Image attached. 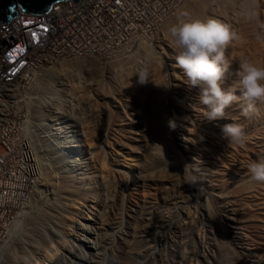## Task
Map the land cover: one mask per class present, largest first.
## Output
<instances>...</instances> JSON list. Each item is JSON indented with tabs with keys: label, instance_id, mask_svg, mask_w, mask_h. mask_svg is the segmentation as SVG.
Wrapping results in <instances>:
<instances>
[{
	"label": "bare ground",
	"instance_id": "1",
	"mask_svg": "<svg viewBox=\"0 0 264 264\" xmlns=\"http://www.w3.org/2000/svg\"><path fill=\"white\" fill-rule=\"evenodd\" d=\"M211 1L212 0H186L182 4L178 12L174 15V17H171L164 23L163 28H162V34L160 33L161 35L160 37H158L154 47H150L147 44L141 43L139 44L137 48L138 51L134 50V52L125 55L124 57L114 61L113 63L110 62V64H108L107 62L104 64L103 61L100 62V60L98 59L89 58L90 60L96 63L95 66L97 68V71L100 74H102V76L104 73L106 74L114 73L113 71H116L117 76L121 77V79L119 80L123 82L128 81V83L134 82L133 85L132 83L127 85L126 89L127 87L129 88L130 85L135 86V87L139 85L145 89V91L143 89L145 93H143L142 95V93L140 92L142 90L141 87H139L141 88V90L139 89L137 93L134 92L137 89L134 90V87L130 88L134 90L133 94H136V96L134 95L130 96L129 95L130 92L126 91L124 87L125 85L124 84H123L124 86L121 85L124 88L121 87L123 91L120 92L121 91L120 89V91L118 92V93H121L120 98H119L121 100L120 102H118V99H117V103L115 102L118 115L117 117L115 116L114 121L112 120L113 117L111 118L112 115H110V113H112L113 111L112 110L113 107H111L112 108L111 109L109 105L110 103L106 104V105H109L108 108L112 110V111L110 109L105 110L107 113L108 111H111L108 114L112 121L109 123V120L107 119L106 121L105 117H104L105 118L104 121L108 123L103 121L106 124H110L108 125V128H106L107 126L103 127L104 125L102 126L101 124V127H99V129L102 127L104 128V131H102L103 132L102 133L101 131L99 132L98 130H96V128L95 129L92 128L91 126L93 124L90 125V127H88L89 125L88 124V125H85L87 126L86 130L84 128L85 126L83 127L85 131L84 130L81 131L82 128L80 130L81 132L80 134L81 135L83 134L82 138L85 135L84 141L88 143L89 150L92 151V148H93L94 149V151H92L93 154L97 151L100 153V156L102 155L101 154L102 151L104 152L106 151V153H108L107 157L109 161H111V163L115 165V168L117 169L116 170L117 173H121L122 171L119 168L127 165L128 160H131L129 157H127V154L128 156L132 154L136 158L135 159L136 164L135 163L132 164L131 173L123 169L125 170V172L129 173L128 176L126 175L127 180L126 182L124 181L125 184H123L124 182L122 183L123 185L117 183L118 184L116 186L117 189L114 192H113V189H110L112 190L115 199L119 198L120 200V198H122L123 202H125V204L123 205L125 206L123 207L124 209L122 210L118 209L117 205H114V204H111L112 205L111 206L110 205L111 201H109V203L106 202L107 203L106 204L105 200L108 201L107 200L108 198H107L104 200V203H101L100 200H99L100 203L96 201V206L98 205V207H95V205L93 206L90 205L92 206L93 209L90 208L91 210L87 211L85 209L87 206H89L87 204L88 201H91V202H95V201H92L91 199H88V198H84L86 194L84 196L82 195L83 197L80 198L81 200L79 199V202L77 201L74 202L73 201L74 199L73 200L70 199L71 203H66V200L65 202L61 200L62 204H60V206L63 207V205H65L66 203L67 209H68L67 212H69L70 214L73 211L76 216L74 215L73 217L71 216L73 219L72 221L74 223L73 225H70V229L69 228L67 229L66 223L68 221L66 222V220L65 221L62 220L63 218L65 219V216L61 217L60 222H62V224L63 222H65L66 228H64L63 230L57 229V231L54 230L53 228L54 226H56L55 224H58L56 223L57 219L53 220L55 221L53 222L55 223L54 226L53 224H51L52 225L51 228H53V230L50 228L45 230L42 228L44 227V225L41 223V219L38 218L36 214L29 212L27 209L26 210L23 209L17 213L12 223L6 227L7 231L3 230V235L6 233L5 236H0V264H126L128 263L127 261H130L129 263L134 264L135 261H132L134 262L132 263L131 260H128L127 258L125 262L124 257H122L125 254H127L125 256H128V253L130 252L132 253L131 246H134V244L132 245L133 241L131 240L132 241L131 242L130 240L127 239V236L129 238L130 236L133 235L131 233L137 230L136 229L137 225L133 221H131L132 217L134 218V216L131 215L132 212L139 213V211L141 212L144 211L148 215V212L146 211L148 208H151L150 209L151 211L158 210V209L160 211L162 209L164 210L166 206L169 209L171 207H174L176 215L179 216V218L177 220L175 219L177 216L174 218V220L168 218V220H164L162 224L167 225L169 227V231H171V228H175L181 225H184L185 226L184 228L187 227V228H192L194 230L196 229L195 232L198 231V233L196 232L198 234L197 236L199 239L198 241L200 245L202 246L203 252H206L208 250L206 246V238H205L206 236H204V231L201 228H199V226L196 225L197 221L193 222V220L196 218H194L195 216L194 217L192 216L193 211L190 212L191 207L195 204H193L192 206H190L191 205L190 204L189 205L190 207H189L187 204L188 203L187 201L186 204L189 207V210H187V206H185V204L183 205L182 203H180L181 205H176L174 204L176 202L175 201L172 202V199L173 200L176 199L177 201V199L179 200V198L180 199L185 198L184 196H188V197L191 196L190 198L195 196L196 198L195 197L194 198L198 199V201L201 199L200 201H203L202 203L205 202L204 207H203V204H202V207L204 209L203 213L206 214V212H208V206L211 205L209 204L210 198L206 195L210 193L212 194V198L216 201V203H218V208L220 211L219 215H221L220 217L224 219V220L222 219L224 223L226 222L224 225L226 226V229L224 228L226 232L224 233L228 235L226 237L227 238L229 237V240L231 241V243L234 244L235 247L238 248V250H241V253L246 258L254 256V254L259 252L260 250L262 251V252H259L260 254L264 253V183L253 181L250 176V173L248 172V168H247V165L250 162L264 158V103H260L256 105L253 115L245 116L244 109L246 107V104L242 100L238 99L228 109H226L225 118L217 119V120H208L204 116L206 108L203 105H201L198 100L199 89L198 88L190 89L187 86V79L183 71L178 67L176 63V60H175L176 52L170 45L169 38L166 33L167 26L175 23L178 16L182 12L190 13L191 16L193 17H200V18L215 17L222 23L230 25L237 32L239 39L232 46H230L226 50V53H225L226 57L228 58L230 62V64L228 65L224 73V77H223V86L227 88L231 85H234L236 81L239 79L238 77V71H239V61L238 60L239 59L244 58V59H248L257 64H264V0H253L251 7L253 8L254 11L258 12V16L256 19L252 20L251 22L244 21L242 17V11H243L242 9H240L241 11L240 10L238 11V9H236L237 10L236 12L235 8H233L235 11H232V10L231 11L236 12L234 13V15L232 13L233 17L229 15L227 17L226 16L223 17L222 15L224 14L220 13L221 11L218 9L219 8L218 5H216V7H213L211 9L208 8L209 6L208 3ZM216 1H220V0H216ZM226 1L231 2V0H226ZM242 1H244L243 5H245V0H242ZM211 6H213V4ZM163 57L166 58V61L162 60ZM65 60L66 59H64V61L60 63H55V65L48 67L47 68L48 73H45L47 77H49L48 78L49 81L50 79H53L49 87L50 89H52L51 91L53 92L52 95L54 94L53 96H49V98L47 99V97H45L43 94V92L46 91L45 84L48 83L46 82L47 77H45L46 80L43 78L42 79L43 81H41L40 85H39V82H37V80L34 82V85L32 87L34 92L32 93H35L36 95L34 96L32 95V97L30 95V98L28 99L26 98L27 100L25 104H21L23 103V101L19 103L20 104L19 108L26 106V112H29L32 118H34V120L37 123H41L43 122L44 119H47L46 118L47 115H49V117L51 118H56V116L58 115V113L61 112V110H64V111L67 110V112L70 111L68 110L69 108L67 106V102L70 99H73L74 96H76L75 95L76 89H77L76 86L80 87L78 85H80L81 82H86L87 80L93 79L95 77L94 75H92L94 77L91 76L92 78L91 77L89 78L88 76L90 74L88 76H85L82 73L81 67H83V65L81 64H84L83 62H87L88 61L87 59H84V58L75 59L74 58L72 62L73 63L72 67L75 66V68H73L70 71L68 70L69 72L67 73L66 71H64L66 68L64 67V65L66 64ZM131 61L133 63L129 64V62ZM160 63H163V65H161ZM126 64H129V65H126ZM86 66H84V68ZM43 69L41 70V72L43 71ZM41 72L39 73V76L42 75ZM61 72H65L64 75L61 74ZM105 76L106 75H104V78ZM107 76H110V75L107 74ZM112 76L113 75H111L110 77L112 78ZM139 77L141 79L147 77L149 80L146 83H141L139 81ZM183 90L184 91L186 90L184 94L186 93L188 96H186L185 94L186 99L181 100L182 98L179 99L180 98L179 94H181L182 96ZM97 91H99L98 87H97ZM91 92H93V90ZM138 92L140 93L138 94ZM95 94H98L101 96V93L100 94L95 93ZM21 95H24V91L22 90H20L19 96ZM237 95L239 94L237 93ZM108 96L109 95L107 94V97ZM115 96L113 97L116 98ZM109 97H112V96H109ZM93 98H94V95H93ZM93 98H90V100ZM43 99L45 100L47 99L48 102H51V106L52 105L54 106L53 107L49 106L51 107V109L49 108V110L45 111L43 107H41L43 106L42 101H44L45 103V100ZM95 99H96V96H95ZM95 99L93 100L95 101ZM103 99H105V97H103ZM96 100H98V98ZM92 101H90V103ZM94 101L93 103H95ZM104 102H106V100ZM104 102L102 103V106L104 105ZM107 102H109V100H107ZM99 103L100 102H97V106L98 105L100 106L101 103L100 104ZM102 106H100L99 109H103L104 111V106L103 108H101ZM94 111H92L93 113L90 112V114L95 115ZM94 118L95 117H93L92 120ZM98 118H100V116ZM101 119L102 118H100V120ZM100 120L95 119V121H98V122ZM103 122L101 120V123ZM227 123L238 124L243 128V131L245 134V142L243 144H240V145L229 144L227 139L224 138L222 134V127L223 125ZM153 127L160 128L161 132L159 130H156V132L157 131L160 132L159 133L160 135L164 134V137L162 138V136H160L159 134H158L159 136L157 134H154L155 132L153 133L152 131ZM170 132H172L173 134L172 137L174 136L172 140H171V137L170 139L166 138V136H168ZM34 142L35 141L33 139V143ZM91 142L92 144H89ZM84 144H82L81 146L82 149L84 148V146L85 147L87 146L86 148L88 149V145L86 143ZM89 150H87V152ZM174 150L177 151V154L179 153V155H177L178 157L181 155L180 159L183 158V160L182 159L178 160L177 157L176 158L172 157V153L174 154ZM97 152L95 154L99 155V153ZM84 153H83V156H84ZM100 156H97V157H100ZM97 157H94V160L99 159ZM102 157H106V156H101V158ZM37 158L40 163L41 170H43L42 166L44 168V165H43L44 162H42L41 160L43 159V157L41 158L38 152H37ZM184 158L185 159L187 158V160L189 161L185 160ZM190 160L193 162V164L190 163ZM109 161H106V162H109ZM111 163L109 162V165ZM97 164L95 165V167L97 166ZM116 166H118L119 168H117ZM211 168H214L213 173H212ZM45 170L46 169H44L43 171ZM96 170L95 172L97 173ZM112 171H115V170L113 169ZM125 172L123 171L124 174H126ZM108 174L107 173L105 174V176L107 177L104 176L102 181H104L105 183L106 182L112 183L113 182V180H111L112 178H109L112 176L108 177ZM211 174L213 175L212 177L214 176L216 177L214 180H216L217 182L216 181L212 182L210 180L212 182L210 183V185L213 189V192H211L212 189L210 190V192L208 189H206L209 192V193L207 192L208 193L207 194L205 189H203V191H205L206 193V194L204 193L205 195H203V193L201 195L202 190L198 194L199 188L196 186L198 184L190 185L189 183L186 182L187 176L192 175V176H197L198 178L201 177L204 183H209L208 178ZM42 175H44L43 172H42ZM47 176L48 178H50L49 177L50 174L49 175L46 174V177H45L46 179H47ZM51 178L49 180H51ZM49 180H45V181H49ZM51 183H53V181ZM61 183L62 184L60 185L63 186L62 188H57V186L53 188V194H54L53 196H55V200L53 199L54 200L53 203L48 202L49 204H51L49 205L50 210L51 208L53 209L54 207V211H55V209L59 206L57 204H59V200L62 197L60 196V194L63 193L64 191L71 192L72 190H74V192L77 191L79 192V194H83L82 191L85 190L83 189V187H80L79 184L76 187V186H71V183L68 184V182L67 183L65 182L64 184V182L61 181ZM92 183L93 182L90 180V184ZM105 183H103L105 186L106 184H109V183H106V184ZM113 185H115V182L113 183ZM109 186H106L105 189L107 188L108 190ZM111 188H113L112 184H111ZM110 190L109 192H111ZM139 192H141L140 194L143 195V198L137 196ZM71 193L74 194L73 192ZM75 195H77V193ZM71 196L73 195H70L68 197L70 198ZM96 196H97V192H96ZM96 196H94V199H96L95 198ZM97 197L98 199L100 198L99 196ZM65 198L67 199V197ZM170 198H172L171 202L175 206L171 205L170 204L171 202L169 203ZM76 199H77V196H76ZM182 201L185 202L186 200L185 201L182 200ZM26 206L27 205H25V208ZM241 206L245 208L242 209ZM62 207L60 208L63 209ZM64 207L66 209V206ZM218 208L216 209L218 210ZM171 210L173 209H170V211ZM200 210L201 209L199 208L196 214L200 213L201 212ZM214 210L212 212V215H215L217 212H219V211L214 212ZM170 211L168 210V212ZM144 212L142 213L144 214ZM172 212L174 213V211ZM172 212L170 213L172 214ZM51 213L53 214V212ZM72 213L70 215H72ZM69 214L68 215L66 214V215L69 216ZM169 214L167 215L169 216ZM53 215H54L53 218L56 217L55 214ZM136 215L137 214H135V216ZM162 215H159V218H161ZM172 215H170V217ZM220 217H219L218 222L220 221ZM149 219L150 218H148V220ZM211 220L214 221L213 218ZM244 221H247L246 223L247 225L244 224L245 228H247L249 224H251L252 226H256L258 223L259 224L257 226L259 227L256 228L257 230L255 231L254 230L248 231L249 228L247 229L244 228V225H243ZM200 222H203V220H201ZM22 223H25V226H26L25 229H23ZM125 223L127 225L128 224L130 225L131 230H128V231L125 230V227L123 226ZM107 227L114 228V229H116L117 227H120V228H118L115 231L112 230L114 232V234L112 232L114 237L112 236L110 238V235L112 234L109 232L111 230L109 232L106 231V230H109ZM141 228H143V226ZM220 229L222 228L220 227ZM224 229H222L221 231L223 232ZM107 232L109 235L108 240L110 238L113 241H110V243L107 245H103V242H105L103 241V239L107 236ZM250 234H252L253 236ZM53 235L54 237L56 236L58 240H56V238L54 239V237H52ZM121 235H125V237ZM148 235H145V237ZM161 235L157 234V238L160 239ZM220 235H222L221 232H220ZM150 237L152 239V236ZM134 238L136 237H133V239ZM151 239L148 238L147 241ZM101 240L103 241L102 244L100 242ZM227 240H225L224 242L225 244ZM229 240L226 245L231 244ZM152 241H154V239H152ZM142 242L139 241V243H142ZM225 244L223 246H225ZM232 244L230 246H232ZM259 244H261L262 246H259ZM228 248L230 247L228 246ZM234 250L236 249L234 248ZM230 251L232 252V250ZM131 253L130 255L133 254ZM233 253L235 254V252H232L231 254L233 255ZM259 253H257L256 255L258 256ZM120 257L123 258L124 260H120L121 259ZM190 257L191 258L189 259H194L193 255ZM235 258L237 259V257ZM239 258L241 259L242 257L239 256ZM262 258L264 259V256ZM145 261H147V259L143 260L142 262H145ZM244 261H247V260H244ZM188 262L189 264H192L193 260L192 262L191 261H188ZM238 264H241V263H238Z\"/></svg>",
	"mask_w": 264,
	"mask_h": 264
},
{
	"label": "rangeland",
	"instance_id": "2",
	"mask_svg": "<svg viewBox=\"0 0 264 264\" xmlns=\"http://www.w3.org/2000/svg\"><path fill=\"white\" fill-rule=\"evenodd\" d=\"M215 2H220V3H215ZM232 2V3H231ZM231 2L229 1H226V0H223V1H216V0H212L211 2H209L208 3V8L209 9H211V8H213V7H216V5H218L219 6V10L221 11L220 13L222 14H224V15H222L223 17L224 16H231V17H233V15H234V13H236L237 12V10L236 9H238V11L240 10V9H244V6L245 5H243L244 4V1H242V0H231ZM213 4V6H211ZM243 7V8H242ZM221 8V9H220ZM233 8H235V10H236V12H232V11H235ZM229 9V10H228ZM232 10V11H231ZM223 11V12H222ZM227 11V12H226ZM241 11V10H240ZM226 12V13H225ZM232 13H233V15H232ZM227 14V15H226ZM174 17V16H173ZM225 17V18H226ZM228 18H230V17H228ZM163 28V27H162ZM161 34H162V29H161V32H160ZM161 34H159V37H160V35ZM151 47H153V46H151ZM136 50H137V48H136ZM138 51V50H137ZM138 53V52H137ZM74 59V58H73ZM73 59H66L65 61H66V64L64 65V67H66L65 68V70L64 71H66V73L67 72H69L70 70H72L73 68H75V66L74 67H72L73 66ZM76 59V58H75ZM84 59H87L89 62L90 61H92V60H90L89 58H84ZM162 60H164V61H166V58H164L163 57V59ZM62 61H64V59H61L60 61H58V63H60V62H62ZM83 62L84 64H81V65H83V67H81V70H82V73H83V75H85V76H88L89 74V78L92 76V75H94V76H92V77H94L93 79H89V80H87L86 82H81V84L80 85H78V86H80V87H77L76 86V88L78 89V91H77V89H76V96H74V98L73 99H70L68 102H67V106H68V110H70V111H68L67 112V110H61V112L60 113H58V115L56 116V118H51V117H49V115H47V117L46 118H48L49 117V119L46 121V119H44L43 120V122H47V124H48V129L46 130V131H44V132H39V131H36V132H34V134H33V139H34V143H35V146H36V148L38 149V154L40 155V157L42 158L43 157V159H41L42 160V162H44V168H43V166H42V169L44 170V169H46L45 171H43V170H41L42 172H43V174L45 175H42V172H41V179H39V182H38V184L35 186V188H34V190L32 191V193H31V195H30V197L27 199V201H26V203H25V205H27L26 206V208H25V205H24V207L21 209V210H28L29 212H31V213H33V214H36V216L38 217V218H40L41 219V223L44 225V227H42L43 229H52L53 230V228H54V230H56L57 231V229L59 230H63L64 228H66V225H67V229L69 228L70 229V225H73V219H72V217H73V215L74 216H76L75 215V213L73 212H71L72 213V215H70L69 214V212H67L68 211V209H67V204L66 203H71V200H73L74 202L75 201H77V202H79V199L81 198V197H83L85 194V196H84V198H88V199H91L92 201H95V202H91V201H88V205L89 206H87L86 207V209L85 210H91L90 208H92V206L93 205H95V207H98V205L96 206V201L97 202H99L100 203V201H101V203H104V200L105 199H107L108 201H106L105 200V203L107 202V203H109V201H111L110 202V205L111 204H114V205H117V207H118V209H124L123 207H125V206H123L124 204H125V202H123V200H122V198H120V200H119V198H117L119 201H120V203H119V201L117 200V199H115V197H114V195H113V192L117 189L116 188V186L118 185V184H121V185H123V184H125V182H126V180H127V177H126V175L128 176L129 175V173H131V167H132V164H134L135 162H136V158L132 155H130V156H128V154H127V157H129L131 160H128V164L127 165H125V166H122V167H118V166H116L117 168H119L122 172L121 173H117L116 172V168H115V165L113 164V163H111V161H109V159H108V153H106V151L104 152V151H102V155L101 156H106V157H102L101 158V156H100V153L99 152H97V153H99V155H97V154H93V152L92 151H94V149L92 148V151H90L89 150V145H88V143L87 142H85L84 140V138H85V135L83 136V138H82V135L80 134L81 132H80V130H81V128H82V130L81 131H83L84 130V128H85V130H86V128H87V126H85V125H88V127H90V125H92L91 127L92 128H96V130H98L99 132L101 131H104V128L103 127H106V128H108V125H110V124H106V123H108V122H106L107 121V119L109 120V123L113 120H115V116L117 117V115H118V111H117V109H116V103H117V99H118V102H120V100L121 99H119L120 98V95H121V93H118L119 91H120V89H121V91L120 92H122L123 91V89L122 88H124L125 87V89H126V86L127 85H129V84H131L132 82H129L128 83V81H125V82H123V81H121V80H119V79H121V77H119V76H117V73H116V71H113L114 73H107V74H109L110 76L111 75H113L112 76V78L110 77V76H107V74L106 73H104L103 74V76H102V74H100L98 71H97V68H96V63L95 62ZM95 61V60H94ZM114 61H116V60H112V61H103V63L105 64L106 62L108 63V64H110V62L111 63H113ZM69 62H70V64H69ZM100 62H101V60H100ZM93 64V66H92V64ZM133 62L131 61V62H129V64H132ZM72 64V65H71ZM129 64H126V65H129ZM161 65H163V63H160ZM80 65V64H79ZM80 65V66H81ZM87 65V66H86ZM84 66H86L85 68H84ZM90 66V67H89ZM93 67V68H92ZM47 68L48 67H44V69H43V71L41 72V76H38L39 77V79H37V82H39V85H40V83H41V81H43L42 79L44 78L45 79V77H47V75L45 74V73H48L47 72ZM84 68V69H83ZM88 69H90V70H88ZM91 69H93V70H91ZM69 70V71H68ZM64 73L65 72H61V74H63L64 75ZM165 73V72H164ZM99 74V75H98ZM104 75H106L105 76V78H104ZM117 76V77H116ZM161 76H163V75H161ZM91 77V78H92ZM113 77H115V78H113ZM49 77H47L46 79H47V81L46 82H48V83H46L45 85H46V91H44L43 92V94H44V96L45 97H47V99L49 98V96H53L52 95V89H50L49 87H50V84L52 83V80L53 79H50V81H49V79H48ZM107 78V79H106ZM109 78V79H108ZM45 79V80H46ZM95 79V80H94ZM105 79V80H104ZM111 79V80H110ZM118 79V80H117ZM95 81V82H94ZM101 82V83H100ZM123 82V83H122ZM94 83V84H93ZM48 84V85H47ZM89 84V85H88ZM125 86H124V85ZM134 84V82L132 83V85ZM136 84V83H135ZM92 87H91V86ZM124 86V87H122V86ZM137 85V84H136ZM93 90V92H94V94H93V92H91L92 90L90 89V88ZM93 87H94V89H93ZM96 87V88H95ZM97 87H98V90L99 91H97ZM122 87V88H121ZM134 87V90L135 89H137L136 91H134L133 89H130V88H133ZM139 87H141V86H139V85H137L136 87L135 86H131L130 85V87L128 88L127 87V89H126V91H128V92H130L129 93V95L131 96H136V94H133V91L135 92V93H137V91L140 89L141 90V88H139ZM100 88V89H99ZM103 88V89H102ZM90 89V90H89ZM105 89V90H104ZM143 89L144 88H142V90L140 91L141 93H142V95H143V93H145L144 91H145V89H144V91H143ZM33 90V89H32ZM104 90V91H103ZM129 90H131V91H129ZM22 91H24V90H22ZM34 91V90H33ZM49 91V92H48ZM186 91V90H185ZM184 90H183V94H182V96H181V94H179V99H181V100H184V99H186L185 98V94H184V92H185ZM46 92V93H45ZM48 92V93H47ZM91 92V93H90ZM140 92H138V94L140 93ZM95 93H101V96L100 95H98V94H95ZM102 93H104V94H102ZM107 94L109 95V96H112V97H107ZM137 94V95H138ZM30 95H31V97H32V95L34 96V95H36L35 93H32L31 92V94H24V95H21L22 96V98H24V100H23V103H21V104H25V102H26V100L28 99V98H30ZM47 95V96H46ZM93 95H94V98H93ZM116 95V96H115ZM92 96V97H91ZM95 96H96V99L98 98V100H96L95 99ZM100 96V97H99ZM113 96H115L116 98H114ZM139 96V95H138ZM141 96V95H140ZM186 96H188L187 94H186ZM102 97V98H101ZM103 97H105V99H103ZM118 97V98H117ZM27 98V99H26ZM90 98H93V99H95V101L93 100V99H91L90 100ZM109 98V99H108ZM131 98V97H130ZM45 100V99H43V100H45V103H44V101H42V103L43 104H45L46 105V108L44 107V106H41V107H43V109L46 111V110H49V108L51 109V107H53L54 105H52L51 106V102H48V100ZM116 99V100H115ZM31 100V99H30ZM95 102V103H93V101ZM106 100V102H104V101ZM107 100H109V102H107ZM115 100V101H114ZM90 101H92L91 103H90ZM114 103H113V102ZM47 102V103H46ZM97 102H100L99 104H100V106H102V103L104 102V111H103V109H99L100 108V106L98 105L97 106ZM116 102V103H115ZM110 103V104H109ZM114 105H112V104ZM91 104V105H90ZM106 104H109L110 105V108L111 107H113V111L110 109V108H108V106L109 105H106ZM95 105V106H94ZM49 106H51V107H49ZM66 106V107H67ZM92 106H94V107H92ZM103 106L101 107V108H103ZM20 107V104L18 105V107H17V109H18V111H20V110H23L24 112H26V106L25 107H22V108H19ZM106 107V108H105ZM23 108H25V109H23ZM94 108H96V109H94ZM108 110V109H110L111 111H112V113H110L111 111H108V113H110V115H112L111 116V118H112V120H111V118H110V116H109V114L105 111V110ZM116 109V110H115ZM95 110V111H94ZM115 110V111H114ZM92 111H94V113H95V115L94 114H90V112L91 113H93ZM97 111H99V112H97ZM101 111V112H100ZM117 111V112H116ZM67 112V113H66ZM104 112V113H103ZM116 112V113H115ZM103 115H102V114ZM107 113V114H106ZM74 114V115H73ZM97 114H99V115H97ZM101 114V115H100ZM116 114V115H115ZM76 115V116H75ZM92 115H94V116H92ZM109 117H108V116ZM114 115V116H113ZM73 116V117H72ZM100 116V118H102L101 120H102V122L105 120V118H106V121H104V122H106V123H101V120H100V118H98ZM102 116V117H101ZM91 117V118H90ZM93 117H95L93 120H92V118ZM105 117V118H104ZM60 118V119H59ZM75 118V119H74ZM78 118V119H77ZM110 118V119H109ZM95 119H97V120H100L99 122L98 121H95ZM52 121V122H51ZM91 122V123H90ZM94 122V123H93ZM60 123V124H59ZM52 124V125H51ZM101 124H102V128H100L99 129V127H101ZM64 125V126H63ZM98 127H97V126ZM71 126H73V127H71ZM85 126V127H84ZM63 127V128H62ZM84 127V128H83ZM61 128V129H60ZM102 129V130H101ZM84 130V131H85ZM106 130V129H105ZM156 130H159L160 131V128H158V127H153V129H152V131H153V133L154 134H159L160 132H156ZM67 132V133H66ZM178 132H180V131H178ZM103 133V132H102ZM161 134H163V133H161ZM170 134V135H169ZM168 134V136H166V138H168V139H170V137H171V140H172V138H174V136L172 137V132H170ZM160 135V134H159ZM158 135V136H159ZM160 136H162V138L164 137V134L163 135H160ZM81 137V138H80ZM77 140V141H76ZM82 141V142H81ZM84 141V142H83ZM87 141V140H86ZM91 141V140H90ZM84 143H86L87 145H88V149L84 146V148L83 149H85V150H83L82 149V144H84ZM51 144V145H50ZM89 144H92V142L91 143H89ZM85 145V144H84ZM81 148V149H80ZM87 150H89L88 152H87ZM51 151V152H50ZM84 151H85V153H84ZM91 152V153H90ZM175 152H176V154H175ZM41 153V154H40ZM83 153H84V156H83ZM89 153H90V155H89ZM75 154V155H74ZM106 154V155H105ZM72 155V156H71ZM86 155V156H85ZM95 155V156H94ZM170 155H171V153H170ZM174 155H176V156H174ZM177 155H179V153L177 154V151H175L174 150V154L172 153V157H177L178 158V160L180 159V157H181V155L178 157ZM97 156H100V157H97ZM88 159H87V158ZM94 157H97V158H99V159H101V160H99V159H96L97 160V162H96V160H94ZM132 157H134V158H132ZM92 158H93V160H92ZM107 159V160H106ZM182 160H183V158H181ZM180 159V160H181ZM185 159V158H184ZM92 160V161H91ZM98 160H99V162H98ZM185 160H187V158L185 159ZM91 163H90V162ZM106 161H109L111 164V166L109 165V162H106ZM130 161V162H129ZM187 161H189V160H187ZM94 162V163H93ZM96 162V163H95ZM98 163V164H97ZM107 163V164H106ZM190 163H192L193 164V162L190 160ZM194 163H195V161H194ZM83 164V165H82ZM97 164V166L95 167V165ZM130 164V165H129ZM136 164V163H135ZM82 166V167H81ZM102 166V167H101ZM84 167V168H83ZM90 169H88V168ZM94 169H93V168ZM109 167V168H108ZM111 167V168H110ZM125 167V168H124ZM115 170V171H112L113 169ZM93 171H92V170ZM96 169H98V170H96ZM123 169H125V170H127V172H129V173H127V172H125V170H123ZM212 169V173L214 172V168H211ZM95 170L97 171V173L95 172ZM101 170V171H100ZM51 172V173H49V172ZM78 171V172H77ZM92 171V172H91ZM104 171V172H103ZM123 171L126 173V174H124L123 173ZM88 172V173H87ZM115 172V173H114ZM87 173V174H86ZM95 173V174H94ZM108 174V177L109 176H112V177H109V178H112L111 180H113V182L111 183V182H106V183H109V184H106L104 181H102L103 180V177L105 176V174ZM111 173H112V175H111ZM123 173V174H122ZM46 174L47 175H49L50 174V178H51V180L53 181V183H51L52 181L51 180H49L50 178H48V176H47V179L45 178L46 177ZM61 174H62V176H61ZM75 174H76V176H75ZM82 174V175H81ZM89 174V175H88ZM103 174V175H102ZM116 174V175H115ZM91 175V176H90ZM95 175V176H94ZM102 175V176H101ZM68 176V177H67ZM76 178H74V177ZM80 176V177H79ZM87 176V177H86ZM99 176V177H98ZM213 175L211 174L210 176H209V178H208V180H209V183H204L203 181H202V179H201V177H197V176H195L196 177V180H197V182L195 183V184H198V185H196L198 188H199V190H198V194L200 193V191L202 190L203 191V189H205V191H206V193L208 192V190H209V192H210V190L212 189V187H211V185H210V183H212L213 181H216V180H214L216 177L214 176V177H212ZM44 177V178H43ZM59 177H61V178H59ZM68 179H67V178ZM92 177V178H91ZM105 177H107V176H105ZM211 177V178H210ZM81 178V179H80ZM89 178V179H88ZM126 178V179H125ZM212 178H213V180H212ZM49 180V181H45V180ZM64 179V180H63ZM70 179H72V180H70ZM125 179V180H124ZM198 179H199V181H198ZM43 180V181H42ZM62 182H64V184H65V182L67 183L68 182V184L69 183H71V186H78V184H79V186L80 187H83V189H85V190H81L82 191V193L83 194H79V192H74V190H70L71 192H73L74 194H72L71 192H69V191H64L63 193H61L60 194V196H62L61 197V199L59 200V204H57V205H59L56 209H55V211H54V207H53V209L51 208V210H50V206L49 205H51V204H49V203H53V201L55 200V196H53L54 194H53V188H55L56 186H57V188H62L63 186L62 185H60V184H62L61 183V181ZM66 180V181H65ZM68 180V181H67ZM74 180V181H73ZM90 180L93 182L92 184H90ZM212 182H211V181ZM125 181V182H124ZM49 182V183H48ZM88 183V185H87V183ZM105 183L106 184V186H109V189L107 190V188L105 189V185L103 184V183ZM115 182V185H113V183ZM124 182V183H123ZM217 182V181H216ZM216 182H214V183H216ZM52 185H51V184ZM57 183V184H56ZM82 183H84V184H82ZM118 183V184H117ZM123 183V184H122ZM203 183V184H202ZM54 184V185H53ZM68 184H66V185H68ZM74 184V185H73ZM111 184H112V187L113 188H111ZM201 186H200V185ZM51 185V186H50ZM90 185H91V187H90ZM95 185V186H94ZM97 185V186H96ZM102 185H103V187H102ZM205 185V186H204ZM210 185V186H209ZM54 186V187H53ZM60 186V187H59ZM204 186V187H203ZM100 187V188H99ZM209 187H210V189H209ZM201 188V189H200ZM87 189V190H86ZM89 189H91V190H89ZM97 189H98V191H97ZM104 189V190H103ZM110 189H113V192H112V190H110ZM206 189H208V190H206ZM52 190V191H51ZM95 190V191H94ZM109 190L112 192H109ZM88 193H86V192ZM89 191H91V192H89ZM101 191V192H100ZM201 191V195H202V193H203V195H205L206 193H205V191H203L202 192ZM68 192V193H67ZM93 192V193H92ZM94 192H95V194H94ZM96 192H97V196H99L100 198L98 199V197L96 196ZM106 192V193H105ZM109 192V193H108ZM208 192V193H209ZM211 192H213V189L211 190ZM77 193V195H75ZM90 193V194H89ZM105 195H104V194ZM110 194V195H108V194ZM141 192H139V194L137 195L138 197H142L143 198V195L142 194H140ZM205 193V194H204ZM207 193V194H208ZM94 194V195H93ZM99 194V195H98ZM70 195H73V196H71L70 198L68 197V196H70ZM75 195V196H74ZM83 195V196H82ZM89 195V196H88ZM92 195V196H91ZM76 196H77V199H76ZM91 196V197H90ZM94 196H96L95 198L96 199H94ZM102 196V197H101ZM110 196H112V197H110ZM206 196H208L209 198H210V200H209V204H211V205H209L208 206V212H206V214L205 213H203L204 211V209H203V207H204V203H202L203 201H198V199H195L196 197L195 196H193L192 198H190V197H188V196H184L185 198H181L182 200H186L185 202H183L180 198H179V200L177 199V201H176V199H172V198H170V201H169V203L171 202V199H172V202H176V203H174V204H176V205H181L180 203H182L183 205L185 204V206H187V204H188V206L190 205V206H192L193 204H195V205H193L192 207H191V209H190V212H192L193 214H195V215H193L192 213V216L194 217V218H196V219H194L193 220V222H196L197 224V226H199V228H201L203 231H204V236H206L205 238H206V246H207V251L206 252H203V250H202V246L200 245V243H199V239H198V231H196L195 232V230L194 229H192V228H184L185 226L184 225H181V226H178V227H175V228H171V231H169V227L167 226V225H165V224H162V222L164 221V220H168V218L169 219H172V220H174V218L177 216L176 215V212H175V210H174V207H171L170 209H173V210H171L170 211V209L166 206H164L163 208H164V210L162 209V210H160L159 211V209L158 210H153V211H151L150 209L151 208H148L146 211L148 212V215H147V213L146 212H144V211H142V212H144V214L141 212V211H139V213L137 212H132V214L131 215H133L134 216V218L132 217V220L131 221H133L136 225H137V230L135 231V232H133V233H131V234H133L132 236H130L129 238H128V236H127V239L128 240H132L131 242H132V245L134 244V246H131V251H132V255H130V253H128V256H125V255H127V254H125L124 256H122V257H124V259L123 258H119L120 260H124L125 262H126V260H127V258H128V260H131V262L132 261H135V263L134 262H132V263H134V264H140L143 260H146L147 259V261H145V262H142L143 264H189V262L188 261H191L192 262V260H193V263L192 264H238V263H241V264H261V262H262V264L264 263V259L262 258L263 256H264V253H259V252H262L261 250L259 251V252H257V253H259L258 254V256L260 257V258H262V259H260L256 254L257 253H255L254 254V256H252V257H248L250 260H252V261H250L248 258H246L242 253H241V250H238V248L237 247H235V245L234 244H232L231 243V241L229 240V237L227 238L226 236H228L226 233H224V232H226L225 231V229H226V226H224L225 225V223H224V219L223 218H221L220 216L221 215H219V213H220V211H219V208H218V203H216V201L212 198V194L210 193V194H208V195H206ZM52 197V198H51ZM65 197H67V199H69V200H67ZM90 197V198H89ZM106 197V198H105ZM195 197V198H194ZM64 198V199H63ZM104 198V199H103ZM190 198V199H189ZM212 198V199H211ZM54 199V200H53ZM71 199V200H70ZM76 199V200H75ZM113 199V200H112ZM189 199V200H188ZM52 201V202H50V201ZM61 200L62 201H64L65 202V200H66V203H65V205H63V207L62 206H60V204H62V202H61ZM81 200V199H80ZM100 200V201H99ZM103 200V201H102ZM116 200V201H115ZM193 200V201H192ZM47 201V202H46ZM67 201H69V202H67ZM72 201V202H73ZM118 201V202H117ZM187 201H188V203H187ZM191 203H190V202ZM195 201H196V203H195ZM215 201V202H214ZM49 202V203H48ZM63 202V203H64ZM172 202L170 203L171 205H173V206H175L174 204H172ZM179 202V203H178ZM194 202V203H193ZM211 202V203H210ZM93 203V204H92ZM106 203V204H107ZM117 203V204H116ZM123 203V204H122ZM187 203V204H186ZM217 205H215V204ZM202 204H203V207H202ZM90 205H92V206H90ZM109 205V204H108ZM199 205V206H198ZM214 207H213V206ZM64 206H66V209H65V207ZM112 206V205H111ZM119 206H120V208H119ZM187 206V210H189V207ZM194 206H196V207H194ZM211 206V207H210ZM60 207H62L63 209H61ZM197 207H198V209H197ZM213 207V208H212ZM242 207V209H244L245 207H243V206H241ZM162 208V207H161ZM160 208V209H161ZM194 208V209H193ZM199 208L201 209L200 211L202 212H200V213H197L196 214V212H198L197 210H199ZM212 210H211V209ZM214 208H215V210H214ZM216 208H218V210L216 209ZM239 208H240V206H239ZM58 209V210H57ZM93 209V208H92ZM170 211V212H172V211H174V213L172 212V214L173 215H175V216H173L170 212H168V210ZM193 209V210H192ZM20 210V211H21ZM48 210H49V212H48ZM53 210V211H52ZM213 210H214V212L215 211H219V212H217L216 214L217 215H219V216H217L215 213H213V214H215V215H212V212H213ZM53 212V214H55V216L56 217H54L53 218V214L51 213V212ZM62 211V212H61ZM163 211V212H162ZM166 211V212H165ZM194 211H195V213H194ZM55 212V213H54ZM58 212H60V213H58ZM118 212H119V210H118ZM166 214H165V213ZM211 213V215L212 216H214V217H212L211 215H210V213ZM57 213V214H56ZM160 213V214H159ZM165 215H164V214ZM170 213V214H169ZM69 214V216H67V215ZM135 214H137L136 216H135ZM139 214V215H138ZM162 215V217L161 218H159V215ZM167 214H169V216L167 215ZM200 214V215H199ZM201 214H203V215H201ZM205 214V215H204ZM59 215V216H58ZM143 215V216H142ZM147 215V216H146ZM153 215V216H152ZM167 215V216H166ZM170 215H172L171 217H170ZM209 215H210V217H212L213 218V220L214 221H212L211 219L212 218H210L209 217ZM58 216V217H57ZM65 216V219L63 218L62 220H66V225H65V222H63V224H62V222H60L61 221V217H64ZM67 216V217H66ZM72 216V217H71ZM158 216V217H157ZM166 216V217H165ZM197 216V217H196ZM203 216V217H202ZM218 217V218H216V217ZM71 217V218H70ZM126 217V216H125ZM153 217H155V218H153ZM157 217V218H156ZM219 217H220V221L219 222H221V223H219L218 222V220H219ZM52 218V219H51ZM67 218V219H66ZM136 218V219H135ZM148 218H150L149 220H148ZM165 218V219H164ZM179 218V216H177L175 219L177 220ZM208 219V221H207V219ZM57 219V220H56ZM71 219V220H70ZM153 219V220H152ZM159 219H161V220H159ZM193 219V218H192ZM223 219V220H222ZM53 220H56V223H58V224H60V225H58V224H55V223H53V222H55V221H53ZM146 220V221H145ZM152 220V221H151ZM201 220H203V222H204V224H203V222H200ZM217 220V221H216ZM48 221H49V223H48ZM59 221V222H58ZM71 221H72V223H71ZM145 222H146V224H148V225H146L145 224ZM184 222V221H183ZM211 222V223H210ZM134 223H133V225H134ZM247 223V221H244V223H243V225L245 224V225H247L246 224ZM23 224V225H22ZM21 225H22V227H23V229H25V223H22ZM51 224H53V226H54V224L56 225V226H58V227H56V226H54L53 228H51L52 227V225ZM162 224V225H161ZM203 225V226H201V225ZM223 226H221V225ZM259 224V223H258ZM257 224V225H258ZM63 225V226H62ZM126 225V226H125ZM139 225H141V226H139ZM145 225V226H144ZM164 225V226H163ZM245 225H244V228H245ZM251 224H249L248 225V227L247 228H249L248 229V231H252V230H257L256 228H258L259 226H257L256 224H254V225H256V226H250ZM61 226V227H60ZM124 227H125V230H131V228H130V225L128 224H124L123 225ZM143 226V228H141ZM151 226V227H150ZM159 226V227H158ZM201 226V227H200ZM121 227V226H120ZM120 227H117L116 229H114V228H109V227H107L109 230H106V231H110L109 233H111L112 234V232L113 231H115V230H117L118 228H120ZM141 228V230H140V228ZM145 227V228H144ZM167 227V228H166ZM183 227V228H182ZM220 227L222 228V229H224V231L222 232L221 230L222 229H220ZM243 227V226H242ZM251 227V228H250ZM130 228V229H129ZM139 228V229H138ZM149 228H150V230H149ZM247 228H245V229H247ZM147 229V230H146ZM186 231H185V230ZM113 230V231H112ZM140 230V231H139ZM173 230V231H172ZM184 230V231H183ZM7 231V230H6ZM142 231V232H141ZM150 231V232H149ZM161 231V232H160ZM108 232H107V238H106V240H105V238L103 239V241H105V242H103L102 240L100 241L101 242V244H102V242H103V245H107V244H109L110 243V241H113V240H111L110 238L113 236V234H114V232H113V234L112 235H110V238H109V240H108V237H109V235H108ZM220 232H221V234L223 235H220ZM135 233H137V234H135ZM142 233V234H141ZM146 233V234H145ZM153 233V234H152ZM167 233V234H166ZM6 234V233H5ZM5 234H4V236H5ZM149 234V235H148ZM157 234L158 235H161V238L160 239H158L157 238ZM224 234H226V235H224ZM145 235H148V236H146L145 237ZM250 235H252V234H250ZM121 236H123V237H125V235H121ZM150 236H152V239H154V241H152V239H151V237ZM164 236H166V237H164ZM253 236V235H252ZM52 237H54V235L52 236ZM114 237V236H113ZM133 237H136V238H134L133 239ZM150 238L151 240H149V241H147L148 240V238ZM156 237V238H155ZM164 239H163V238ZM56 238V240H58V238L55 236L54 237V239ZM143 238V239H142ZM145 238H147V239H145ZM229 240V242L232 244V246H230V245H226L227 244V242H228V240ZM41 239V238H40ZM113 239V238H112ZM142 241H144V240H146V241H144V242H142ZM122 240V239H121ZM135 240V241H134ZM140 242H142V243H139V241ZM172 240V241H171ZM225 240H227L226 241V244L224 243L225 242ZM43 241V240H42ZM257 241V240H256ZM56 242V241H55ZM119 242H121V241H119ZM258 242H259V240H258ZM45 243V242H44ZM149 244H151V245H149ZM225 244V246H223ZM145 245V246H144ZM200 245V246H199ZM148 246V247H147ZM227 246V247H226ZM228 246L230 247V248H228ZM234 246V247H233ZM259 246H262L261 244H259ZM136 247V248H135ZM133 248V249H132ZM231 248H233V249H231ZM234 248L237 250H234ZM201 249V250H200ZM232 250V252H235V254L233 253V255L231 254L232 252L230 251V250ZM134 250H136V251H134ZM195 252H194V251ZM234 250V251H233ZM194 252V253H193ZM240 252V253H239ZM207 253V254H206ZM238 253V254H237ZM238 256H237V255ZM263 254V255H262ZM193 255V258L194 259H189V258H191L190 256H192ZM195 255V256H194ZM147 256H149V257H147ZM234 256V257H233ZM239 256H241L242 258L240 259L239 258ZM255 256H257V257H255ZM132 257V258H131ZM235 257H237V259L235 258ZM129 258H131V259H129ZM252 258V259H251ZM254 258V259H253ZM133 259H135V260H133ZM258 259H259V261H258ZM152 260V261H151ZM242 261V262H240V261ZM244 260H247V261H244ZM258 261V262H257ZM124 262V263H125ZM128 263H126V264H131V263H129L130 261H127ZM190 262V263H191ZM238 262V263H237ZM141 263V264H142Z\"/></svg>",
	"mask_w": 264,
	"mask_h": 264
},
{
	"label": "built area",
	"instance_id": "3",
	"mask_svg": "<svg viewBox=\"0 0 264 264\" xmlns=\"http://www.w3.org/2000/svg\"><path fill=\"white\" fill-rule=\"evenodd\" d=\"M185 1L63 0L39 14L18 7L15 18L0 22V236L39 182L33 134L49 127V117L37 123L18 111L20 90L34 92L41 70L61 59L112 61L141 43L154 47L164 23Z\"/></svg>",
	"mask_w": 264,
	"mask_h": 264
},
{
	"label": "clouds",
	"instance_id": "4",
	"mask_svg": "<svg viewBox=\"0 0 264 264\" xmlns=\"http://www.w3.org/2000/svg\"><path fill=\"white\" fill-rule=\"evenodd\" d=\"M252 2L245 0L242 11L245 22L258 16L251 7ZM166 33L176 52V63L187 79V86L199 89L198 100L206 108L204 116L208 120L225 118L226 109L238 99L246 104L245 116L253 115L256 105L264 103V64L239 59V79L234 85L223 86L224 73L230 64L226 50L239 39L230 25L215 17H193L182 12L175 23L167 26ZM148 80L139 77L141 83ZM222 134L229 144L245 142L243 128L238 124L223 125ZM247 168L253 181L264 183V158L250 162ZM186 182L194 185L197 180L189 175Z\"/></svg>",
	"mask_w": 264,
	"mask_h": 264
},
{
	"label": "water",
	"instance_id": "5",
	"mask_svg": "<svg viewBox=\"0 0 264 264\" xmlns=\"http://www.w3.org/2000/svg\"><path fill=\"white\" fill-rule=\"evenodd\" d=\"M58 1L63 0H0V22L9 23L17 16L18 7L39 14L47 12Z\"/></svg>",
	"mask_w": 264,
	"mask_h": 264
}]
</instances>
